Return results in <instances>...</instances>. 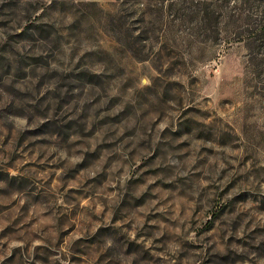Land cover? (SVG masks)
<instances>
[{"label":"rangeland","instance_id":"374dc122","mask_svg":"<svg viewBox=\"0 0 264 264\" xmlns=\"http://www.w3.org/2000/svg\"><path fill=\"white\" fill-rule=\"evenodd\" d=\"M0 264H264V0H0Z\"/></svg>","mask_w":264,"mask_h":264}]
</instances>
